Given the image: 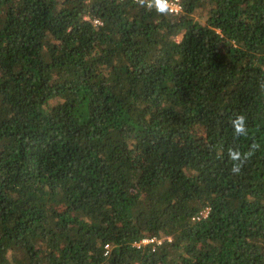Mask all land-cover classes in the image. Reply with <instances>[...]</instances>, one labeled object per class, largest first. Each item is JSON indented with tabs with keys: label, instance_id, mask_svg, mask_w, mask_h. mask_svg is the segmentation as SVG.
<instances>
[{
	"label": "trees",
	"instance_id": "1",
	"mask_svg": "<svg viewBox=\"0 0 264 264\" xmlns=\"http://www.w3.org/2000/svg\"><path fill=\"white\" fill-rule=\"evenodd\" d=\"M180 1L0 0V264H264V0Z\"/></svg>",
	"mask_w": 264,
	"mask_h": 264
},
{
	"label": "clouds",
	"instance_id": "2",
	"mask_svg": "<svg viewBox=\"0 0 264 264\" xmlns=\"http://www.w3.org/2000/svg\"><path fill=\"white\" fill-rule=\"evenodd\" d=\"M137 2L148 9H154L159 15H172L175 14V10L180 7L179 4H173L171 0H137ZM231 127L234 130V135L237 137L246 136L248 134L246 126V117L243 114H238L234 119L230 121ZM255 145L251 146L255 149ZM227 155L233 166L231 172L238 174L243 167L244 163L253 155V151L250 150L246 153H241L238 149L229 148Z\"/></svg>",
	"mask_w": 264,
	"mask_h": 264
},
{
	"label": "built area",
	"instance_id": "3",
	"mask_svg": "<svg viewBox=\"0 0 264 264\" xmlns=\"http://www.w3.org/2000/svg\"><path fill=\"white\" fill-rule=\"evenodd\" d=\"M86 1L89 2V1H92V0H86ZM171 2L173 4H179L180 5V7L175 10V14H172V15H175V16L180 15L183 12V7H182V4H181V1L180 0H171ZM95 24L96 25H100L101 23H100L99 20H96L95 21ZM206 215H207V213H204L203 214V216H206ZM150 243H158L159 245H161L162 244V240L157 239V238H154V239H144L140 243H137L136 246H137V248H141V246H145V245H148ZM106 249H109V246H106Z\"/></svg>",
	"mask_w": 264,
	"mask_h": 264
}]
</instances>
